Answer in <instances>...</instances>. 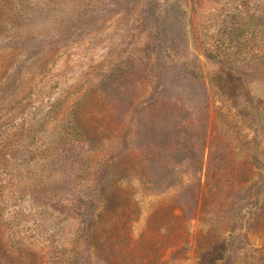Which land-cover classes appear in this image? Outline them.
Here are the masks:
<instances>
[{
  "label": "rangeland",
  "instance_id": "1",
  "mask_svg": "<svg viewBox=\"0 0 264 264\" xmlns=\"http://www.w3.org/2000/svg\"><path fill=\"white\" fill-rule=\"evenodd\" d=\"M246 71L264 0H0V264H264Z\"/></svg>",
  "mask_w": 264,
  "mask_h": 264
},
{
  "label": "trees",
  "instance_id": "2",
  "mask_svg": "<svg viewBox=\"0 0 264 264\" xmlns=\"http://www.w3.org/2000/svg\"><path fill=\"white\" fill-rule=\"evenodd\" d=\"M216 60H218V59H216ZM218 62H220L227 70H231V69H234L236 72H235V74H237V75H239V76H241L240 74H241V72H240V69L239 68H237V67H233L232 65V63H227V62H224L223 60H218ZM255 73H257L256 75L258 76V78L260 77V78H264V72H259V71H253V73H252V71L251 72H249V71H246V72H244V74H247L248 76H246V78H248V77H250L252 74H255Z\"/></svg>",
  "mask_w": 264,
  "mask_h": 264
}]
</instances>
